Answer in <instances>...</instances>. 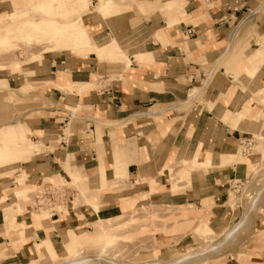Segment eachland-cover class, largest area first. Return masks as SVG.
<instances>
[{"label":"crops","instance_id":"0c3cea01","mask_svg":"<svg viewBox=\"0 0 264 264\" xmlns=\"http://www.w3.org/2000/svg\"><path fill=\"white\" fill-rule=\"evenodd\" d=\"M7 1L0 50L14 46L24 32L19 23L32 14L23 1ZM127 1L104 17L95 10L99 0L92 9L89 0H47L62 20L59 48L47 45L39 59L0 69V85L8 86L2 97L26 84L36 88L1 103L12 113H0V124L13 110L24 116L21 128L13 119L0 134V157L10 146L20 157L0 166V264H25L39 247L58 257L61 242L84 234L98 216L86 203L47 217H33L29 206L16 211L21 184L62 174L85 180L104 218L147 205H189L206 210L207 227L219 231L237 217L227 205L229 186L247 180L260 160L246 152L237 162V154L243 141L264 135V0ZM77 16L83 21H69ZM256 150L264 156V146ZM182 160L193 170L172 190L170 164ZM107 182L114 187L102 189ZM254 228L264 230V213ZM193 231L203 235L200 226ZM260 252L250 260L264 264Z\"/></svg>","mask_w":264,"mask_h":264},{"label":"rangeland","instance_id":"374dc122","mask_svg":"<svg viewBox=\"0 0 264 264\" xmlns=\"http://www.w3.org/2000/svg\"><path fill=\"white\" fill-rule=\"evenodd\" d=\"M1 1L3 0H0V10L9 11V13H11L10 6L8 7L5 2L2 4ZM45 1L46 0H37L35 4H26V2H23L22 6H24L25 9H31L35 14L39 8L42 7L43 3L44 5L49 3H46ZM89 1L91 3L89 8L92 9L94 4L92 3V0ZM118 6L119 5L114 2L110 11L112 9V11L117 10ZM124 7L125 6H120L118 8L119 11L124 10ZM27 13L29 15V11ZM29 17L30 16L26 17L19 23L24 28V32L19 31L17 35L14 36V46L12 47L11 45V49L8 50H0L1 70L6 67V65L16 61L17 59L20 61L24 58L30 61L39 59L42 56L39 53L41 51H46L47 45H53L54 49L59 48L58 44L56 45L55 43L56 38L59 35L57 29L62 26V20L59 21L57 17L54 19L52 16H49V21H46V19L41 17H34L30 21L27 20ZM7 20L8 19L6 15L0 20V24L6 23ZM53 26L55 28V33L52 29ZM48 28H51L52 30H49ZM8 31L9 30H3V33H8ZM48 31H51V33H48ZM47 35H49V37H47ZM53 36L55 39H52ZM32 88L36 89L35 86L33 87V84L23 85L21 89L11 91L12 93L9 91L8 97L4 98L2 97L1 92L5 89H8V86L7 82L2 80L0 85V113H4V111L6 112L4 107L1 106L3 99L8 102H13V96L16 95V92L25 94ZM261 93L264 94V91L262 90ZM7 112L12 113V110H7ZM13 112L16 114H14L10 119H6L7 121L5 123L0 124V134L4 133L5 131L4 125L13 119H15L13 125L16 126V129L22 127V121L20 119L24 116L23 113L16 110H13ZM2 116L4 115H0V117ZM249 140H251V145L247 147L245 145L246 140L243 141L238 153L245 154L246 152H257L259 154V151L256 149H258L260 146H264V143L262 144V142H264V135H262V133H259V135L254 134V137ZM18 149L19 148L17 146H10L6 150V154L0 157V166L4 164L16 163L15 161L20 159V157H16ZM259 158L260 160L255 162L256 164L253 165V167H250L253 173L250 177H248L247 180H239L231 183L232 185L228 189L229 204L227 205L230 210L236 211L237 217L233 218L231 222H228L219 231H214L212 228L209 229L207 227V220L205 219L206 210L198 209L196 206L185 205L179 207V205L176 206L165 204L147 205L123 215L105 218L107 221H110L108 222L110 224L117 223V225H114L112 228L114 234L112 235L113 237L110 236L111 241L108 244H106L104 234L95 231V225L93 224V221L97 217L96 216L93 218L91 224L89 223L87 226L83 227V230L85 231L84 234H81L79 231H74L72 232V236L69 238V243L61 242L63 251H61L58 257L51 256L44 248L39 247L35 251L37 256L25 264L61 263V260H63L65 256L69 257V255L71 256L76 253L75 244L73 243L75 240L73 235L74 233L81 236L80 241L83 245L81 249L82 252H78L76 257L80 255H83L85 258L89 257L96 259L97 257L96 261L89 262L87 264H152L159 261H162L165 264H174V262L179 257L187 254L193 249H197L199 247L205 248L209 245V243L211 244L221 242V239L224 240L223 233L227 232L226 234H228L230 230L232 237L230 236L231 238H228L229 240L227 239L224 242L225 244L223 243L224 245H220L222 247L215 246L217 247L216 249H220L216 250L215 247H213L211 251L205 253L203 255L205 259L200 258L190 262H187L188 260H184L178 264H257L250 260V255L255 254V252L257 253L258 251L260 254V251L264 250V230H255L254 228L255 219L257 216L264 213V187H261L264 180V156L261 155ZM189 163H191V161L182 160V162L178 164H170L173 173L171 175V180L168 178V181L171 182L172 190L178 188L177 186L180 184V182H187L189 180L190 174L188 177H186L181 173V169ZM192 170L193 168H191L189 173ZM125 177L127 176L118 175L116 179L119 181ZM49 184L51 186L62 185L64 189L66 188L72 192V197L68 198L65 196L55 198L54 203L50 205L49 203L45 202L46 199L44 196V198H42L43 200L41 201L38 195L42 196V194L45 192L44 187ZM112 184L113 183L111 182H107L106 185L108 186H105L102 189L114 187ZM150 184L156 185V181L154 179H150ZM24 186L25 188H28V193L22 199L21 197H16L17 203L15 204L14 208L16 211L23 212L24 206H29L33 209V217L37 212L41 216L47 217L50 214H53V212L64 211L66 207H75L78 204L84 203L82 202L79 186H81V188L86 187L91 190L86 185V182L83 178L76 176H71V178H69L67 174H62L55 180L44 179L41 183L37 184L38 187L36 185L34 186L30 184ZM24 186L21 184V186L17 189V194H19L20 189ZM259 192L261 193L259 195L258 201L256 202L257 205L252 213V220H250L249 223L247 222V224L245 222L244 224L240 225L239 221L244 217L245 210L247 212L246 208H248L252 201L256 199V196ZM95 198L96 193L92 194L91 196V199ZM97 206L100 208L99 203ZM94 210L96 211L95 208ZM122 223L124 225H120ZM196 226H200L201 233L203 235H199L193 231ZM226 227L228 228V231L224 232V230H227ZM71 230L72 229L68 230L67 233L70 234ZM8 233L10 236H12L14 231H10ZM44 239L45 238H41L38 244H42ZM62 239L63 237L57 239V243L60 240L63 241ZM3 246H5V244ZM36 246L37 244H35V247ZM62 248H59V250H62ZM166 248L169 249L170 254L167 256H159V251Z\"/></svg>","mask_w":264,"mask_h":264},{"label":"bare ground","instance_id":"6f19581e","mask_svg":"<svg viewBox=\"0 0 264 264\" xmlns=\"http://www.w3.org/2000/svg\"><path fill=\"white\" fill-rule=\"evenodd\" d=\"M21 1H23V2H26V4H32V3H36L37 2V0H21ZM100 2H99V4H98V6H96V8H95V10H97L100 14H102V16H104V17H107V16H110L111 14H113V12H112V10L110 11V9H111V7L113 6V3H114V1L113 0H99ZM46 3H47V0L45 1ZM129 2L127 1V0H124L122 3H119V4H117V5H120V6H122V5H126V4H128ZM118 8V7H117ZM53 11V9H52V7L50 6V4L48 3L47 5H44V3H43V5H42V7L41 8H39V10L34 14V12L32 11V14L30 15V17L27 19V20H32V18H34V17H36V18H39V17H41V18H43V19H46V21H49V19L48 18H50L52 15H51V12ZM50 16V17H49ZM53 17V16H52ZM53 18H55V17H53ZM69 21H72V22H82L83 20H82V17L81 16H77L76 18H74V19H72V20H69ZM261 155H262V152H260L259 153V157H261ZM244 160V154H241V153H238L237 154V162H241V161H243ZM256 164V163H255ZM254 164V165H255ZM260 164V163H259ZM253 167V166H252ZM191 168H193V165H192V163H189L188 165H186V166H184V168H182L181 169V173L184 175V176H186V177H188L189 176V171L191 170ZM196 168V167H195ZM75 187V186H74ZM78 187V186H77ZM80 187V191H81V197H82V202H84V203H86V204H89L90 205V207L92 206V208H95L96 209V211H97V214H98V216L95 218V220L93 221V224L95 225V231H97V232H101V233H103L104 234V238H105V240H106V244H108L111 240H110V236H112L113 234H114V231L112 230V228L114 227V225H117V223H113V224H110V223H108V222H110V221H107V219H105L102 215H101V213H100V208L97 206L98 205V202H92L90 199H89V197H90V195L91 194H93L94 192L92 191V190H89L88 188H86V187H82L81 188V186H79ZM79 187H78V189H79ZM261 187L263 188L264 187V180H263V182H262V185H261ZM260 188V187H259ZM262 188H261V191H262ZM96 192V191H95ZM27 193H28V188H25V186L23 187V188H21L20 189V191H19V194H18V196L19 197H24L25 195H27ZM260 193L261 192H259L258 194H257V196H256V199H254L253 201H252V203L249 205V207L248 208H246L247 209V212H246V210H245V215H244V217L239 221L240 223V225H242V224H244L245 222H246V224H247V222L249 223V221L250 220H252V213H253V211H254V209H255V207H256V205H257V201H258V199H259V195H260ZM39 215V214H38ZM118 222V221H117ZM120 225H124L123 223L122 224H120ZM118 226H119V224H118ZM234 227V226H233ZM241 227V226H240ZM227 228V227H226ZM225 228V229H226ZM234 229V228H233ZM225 231H228V228H227V230H224V232ZM233 231V230H232ZM223 232V231H222ZM222 232H221V234H222ZM231 230L229 231V233L228 234H226L227 232H225V233H223V237H224V240L223 239H221V242H218V243H209V245L207 246V247H199V248H197V249H193L192 251H190V252H188L187 254H185V255H182L181 257H179L175 262H174V264H178V263H180V262H183L184 260H188L187 262H190V261H193V260H195V259H200V258H204L205 259V257H203V255L205 254V253H207V252H209V251H211V249L213 248V247H215V246H217V247H219L220 245H224L225 243V241L229 238H231L232 236H231ZM224 234H225V236H224ZM74 235V241H73V243L75 244V250H76V253L75 254H73V255H69V257H66L65 256V258L63 259V260H61V263H57V264H87V263H89V262H94V261H96L97 260V257H96V259L95 258H85L83 255H80V256H78V257H76L77 255H78V252H80L81 251V249H82V247H83V245H82V243H81V241H80V238H81V236L80 235H78V234H76V233H74L73 234ZM233 235V234H232ZM231 236V237H230ZM113 237V236H112ZM112 239V238H111ZM228 239V240H229ZM208 240V239H207ZM212 241V240H211ZM211 241H209V242H211ZM215 241V240H214ZM224 243V244H223ZM217 247H215V249L217 248ZM220 247H222V246H220ZM218 249H220V248H218ZM218 249H216V250H218ZM213 251L215 252V250L213 249ZM82 252V251H81ZM217 252V251H216ZM83 257V258H82ZM207 258V257H206ZM109 264H111V263H109ZM112 264H114V263H112ZM138 264H145V263H138ZM152 264H165L164 262H162V261H159V262H157V263H152Z\"/></svg>","mask_w":264,"mask_h":264},{"label":"built area","instance_id":"2783aa9c","mask_svg":"<svg viewBox=\"0 0 264 264\" xmlns=\"http://www.w3.org/2000/svg\"><path fill=\"white\" fill-rule=\"evenodd\" d=\"M245 145L247 147H249V145H251V140H246ZM231 185L232 184H230L229 188L231 187ZM57 187H59V188H57ZM66 190L67 189L66 188L64 189V187L62 185L51 186L49 184V185L44 187L45 192L42 194V196L38 195V197L41 199V201L43 200L42 198L45 197V199H46L45 202L49 203V205H50V204L54 203L55 198H60V197H65V196L68 197V195H70V196L72 195V192H70V190H67V191ZM38 197H37V199H38Z\"/></svg>","mask_w":264,"mask_h":264}]
</instances>
